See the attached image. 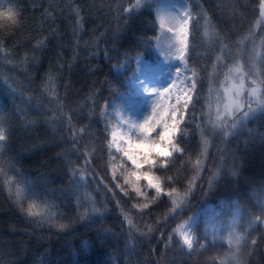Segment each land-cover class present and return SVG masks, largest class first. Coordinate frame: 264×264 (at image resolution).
<instances>
[{
  "label": "trees",
  "instance_id": "1",
  "mask_svg": "<svg viewBox=\"0 0 264 264\" xmlns=\"http://www.w3.org/2000/svg\"><path fill=\"white\" fill-rule=\"evenodd\" d=\"M187 2L186 63L197 87L179 153L166 163L151 153L154 166L135 168L112 149L111 135L137 56L157 61L156 2L127 13L136 0L0 1V264H264V0ZM234 102L256 110L235 113L236 127L223 137ZM224 148L231 170L221 168L209 188ZM170 193L187 195L181 209ZM205 206L223 229L214 237L199 223L188 255L172 232ZM85 212L90 218L81 219ZM236 214L239 245L225 241Z\"/></svg>",
  "mask_w": 264,
  "mask_h": 264
},
{
  "label": "rangeland",
  "instance_id": "2",
  "mask_svg": "<svg viewBox=\"0 0 264 264\" xmlns=\"http://www.w3.org/2000/svg\"><path fill=\"white\" fill-rule=\"evenodd\" d=\"M3 1V0H0ZM149 1V0H146ZM156 2V19L158 23V36L155 42V55L157 61L151 63L147 60H140L137 69V75L132 81V91L127 97V101L123 106L118 108L116 112L117 124L111 135V147L115 152H122L128 162L135 168H141L144 163L145 155L151 153L156 154L152 147L155 143L166 144V141L155 142V135L165 130L164 126L168 125L169 129L173 127L177 129L172 139L175 148H171V157L162 158L166 163L169 158L179 153L176 141L181 126L186 117V110L193 101L195 90L197 87L195 73L188 67L187 55L190 36V7L187 0H151ZM188 19V24L184 25V20ZM187 30L186 47L184 48V61L178 59L182 45L180 41L184 38L182 28ZM171 29V31L169 30ZM209 22L206 19L204 23L203 36L204 42L211 40V30ZM180 69L179 74L177 70ZM195 84V88L192 85ZM206 99V110L210 117L214 107V90H210ZM191 97V99H189ZM145 125L147 129H155L142 131L141 125ZM115 134V135H114ZM202 153L203 160L197 162L201 168L204 167L205 160L208 156L209 144L205 145ZM178 149V150H177ZM133 156L137 163L134 164L129 159V155ZM161 158V157H159ZM153 183H155L153 181ZM185 196L177 193H170V202L175 200L179 207H175V211L181 209V206L187 199ZM215 210L212 206H205L197 210L188 220L181 221L173 230L172 240H177L181 249L189 252L183 243L181 232L186 233L192 239L195 245V229L199 223L205 224V231L210 232L212 236H219L223 229L215 219ZM239 217L235 216L230 224L229 231L226 234L228 243L234 240L236 236L241 237L237 233V224ZM183 226V227H181ZM264 226V225H263ZM233 242V241H232ZM231 242V243H232ZM230 244V243H229Z\"/></svg>",
  "mask_w": 264,
  "mask_h": 264
},
{
  "label": "snow or ice",
  "instance_id": "3",
  "mask_svg": "<svg viewBox=\"0 0 264 264\" xmlns=\"http://www.w3.org/2000/svg\"><path fill=\"white\" fill-rule=\"evenodd\" d=\"M145 3H146V0H136V3L134 5H131L128 8H123L122 10L124 12L128 13V12H130L133 9L140 8ZM77 15H79V13H77ZM9 18L13 19V21L15 22L14 17H9ZM77 23H79V21H77ZM187 24H188V19H185L184 20V25L186 26ZM169 30L171 31V29H169ZM181 31L184 33V38L180 41V43L182 45V48H181L180 55H179L178 59H180V61L183 62L184 61V48L186 47V41H187V30H186V27L182 28ZM149 44H150V42H149ZM136 60H137V63L140 61L139 56H137ZM179 72H180V69L177 70V74H179ZM241 87H242V84H241ZM192 88L193 89L195 88V84L192 85ZM239 94H240V89H237V95L239 96ZM255 94H256V89L253 88L251 95H255ZM189 99H191V97H189ZM234 103H235V107L233 109H231L227 113L229 116H233V120L231 121V123L227 124L222 129L223 137H227L229 135L231 129L236 127L238 115H235V113L242 112V115L246 117L249 113H251V112L256 110V109H253L251 107V105H248L247 110L244 111L241 108V106H240V104L238 102H234ZM261 105H264V103H262ZM101 115H103V113ZM52 119L55 120L56 118L53 117ZM70 122H71V118H69V124H70ZM146 124H147V122H145L144 125H141V130L142 131H147V130L154 131L155 130V129H147L146 126H145ZM164 128H165V130L163 132L159 133V139H160V141H166V144L155 143L154 145H152V147L155 149L156 154H157L158 157L166 159L168 157H171V155H172V151L170 150L169 146H171V148H173V149L176 147L174 142H173L172 137H173L175 131H177V129L175 127H173V129L170 130L168 125H165ZM71 132H72V128L69 127V133H71ZM80 132H82V133L85 132V129H80ZM80 138L83 139V136H81ZM5 140H6L5 133H4L3 130H0V142H3ZM71 140H72L73 150L79 152L80 149L77 147V145L79 144V140L77 139V135H71ZM204 143H205V145H207V141H204ZM81 154L82 155H86L84 153H81ZM125 154L129 155L127 152ZM227 156H228L227 150L225 148L222 149L221 150V155H220V158H219V162L217 163V166H216V170L211 173V176L208 179L209 188H211L213 186V181L217 178L221 168L229 167V170H231L230 165H229V161L226 159ZM129 159L132 160V162L134 164H137V167L140 166L133 156L129 155ZM144 160H145L146 163H149V164H151L153 166L157 163L156 160L149 159V157L147 155H145ZM85 163L86 164L88 163L87 159L85 160ZM74 173H75V170H74ZM233 174H235V173L233 172ZM139 178H140L139 175H137V179H139ZM144 178L148 180V183H149L150 187H154L158 193L161 191L160 184L158 182L157 183H153V178L151 176L146 174ZM189 191H191V185H190ZM173 204H174L175 207H179V205L176 203L175 200L173 201ZM77 206L79 207L80 205L78 204ZM144 207H147V205H144ZM106 210L107 209L105 208L103 211H106ZM91 211L93 213H103L101 209L96 208L94 205H93ZM85 218H90L89 214L87 212L81 214V219H85ZM125 219L128 221V224L130 225L129 234H131L132 221L130 219H128V217L126 215H125ZM256 219L257 220H261L260 217H257ZM181 227H183V226H181ZM180 235L183 237L184 245H186L188 250H189L188 255H191V252L194 250V245H193L192 239L189 238V236L186 233L181 232ZM169 240L171 241V237H169ZM240 240H241V237H239V236L235 237V242H236L237 245L240 244ZM231 242L232 241L230 240L229 243H231ZM251 243H252V245H255L256 241L252 240ZM165 247H168V245H165ZM233 258L235 259V257H233Z\"/></svg>",
  "mask_w": 264,
  "mask_h": 264
},
{
  "label": "clouds",
  "instance_id": "4",
  "mask_svg": "<svg viewBox=\"0 0 264 264\" xmlns=\"http://www.w3.org/2000/svg\"><path fill=\"white\" fill-rule=\"evenodd\" d=\"M237 264H241V262L240 261H237Z\"/></svg>",
  "mask_w": 264,
  "mask_h": 264
}]
</instances>
